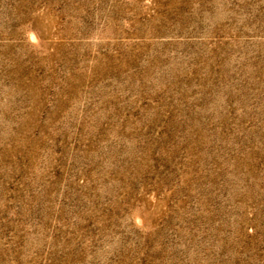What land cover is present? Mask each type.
<instances>
[{
	"label": "rangeland",
	"instance_id": "rangeland-1",
	"mask_svg": "<svg viewBox=\"0 0 264 264\" xmlns=\"http://www.w3.org/2000/svg\"><path fill=\"white\" fill-rule=\"evenodd\" d=\"M0 264H264V0H0Z\"/></svg>",
	"mask_w": 264,
	"mask_h": 264
}]
</instances>
